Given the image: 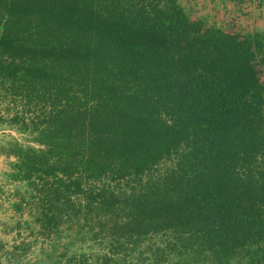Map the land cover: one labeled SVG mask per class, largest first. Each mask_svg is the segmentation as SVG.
<instances>
[{"label":"trees","instance_id":"trees-1","mask_svg":"<svg viewBox=\"0 0 264 264\" xmlns=\"http://www.w3.org/2000/svg\"><path fill=\"white\" fill-rule=\"evenodd\" d=\"M249 4L0 0V264H264Z\"/></svg>","mask_w":264,"mask_h":264},{"label":"rangeland","instance_id":"rangeland-1","mask_svg":"<svg viewBox=\"0 0 264 264\" xmlns=\"http://www.w3.org/2000/svg\"><path fill=\"white\" fill-rule=\"evenodd\" d=\"M250 4L248 6L252 7L247 10L249 14H243L239 12H235L234 16H231L236 22V26H238L243 32H253L256 30L257 26L264 27V0H249ZM249 8V7H247ZM244 12V11H243ZM232 14V13H231ZM18 138L19 141H23V137L18 135V133L14 130L9 129H1L0 130V148L3 144H7L12 139ZM1 151V149H0ZM5 154V153H4ZM13 157V156H12ZM4 176H0V180H3ZM5 190H7L6 184H4ZM2 218H5L2 217ZM5 221V219H3ZM24 237V236H23ZM0 238L5 242H12L15 240V233L9 231H3L2 227L0 228ZM9 244V243H7Z\"/></svg>","mask_w":264,"mask_h":264},{"label":"crops","instance_id":"crops-1","mask_svg":"<svg viewBox=\"0 0 264 264\" xmlns=\"http://www.w3.org/2000/svg\"><path fill=\"white\" fill-rule=\"evenodd\" d=\"M14 160V157L7 155L6 153L4 154V152L0 151V176L2 178V176H4L3 180H0V185L2 184L1 182L6 180V176L9 173V169H10V163ZM4 184L5 182H3L2 186L4 188ZM7 188L11 187L12 185H6ZM3 190L0 189V224H5V221L2 218L5 216V214H2V208H5V200H6V195L4 196ZM4 203V205L2 204Z\"/></svg>","mask_w":264,"mask_h":264}]
</instances>
